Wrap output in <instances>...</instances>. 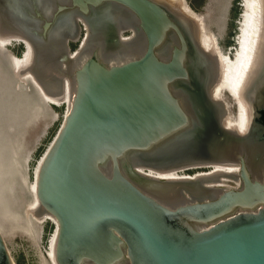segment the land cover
I'll return each instance as SVG.
<instances>
[{"label":"water","instance_id":"obj_1","mask_svg":"<svg viewBox=\"0 0 264 264\" xmlns=\"http://www.w3.org/2000/svg\"><path fill=\"white\" fill-rule=\"evenodd\" d=\"M184 1L192 15L158 0H0L1 33L31 45L32 71L51 93L63 84L65 40L80 20L91 28L95 50L72 76L73 107L36 180L58 223L59 264H264V0L234 97L250 112L246 134L226 125L227 103L215 95L220 51L205 48L204 19ZM125 21L132 46L121 43ZM237 38L227 52L235 61ZM136 43L145 46L136 58L107 63ZM212 164L241 171L182 181L138 171ZM223 177L241 186L206 187ZM0 264H15L1 232Z\"/></svg>","mask_w":264,"mask_h":264},{"label":"rangeland","instance_id":"obj_2","mask_svg":"<svg viewBox=\"0 0 264 264\" xmlns=\"http://www.w3.org/2000/svg\"><path fill=\"white\" fill-rule=\"evenodd\" d=\"M187 2L203 17L206 32L217 37L223 53L232 51L239 36L238 27L241 28L244 0ZM80 45V42L69 44L74 52ZM22 50L23 44L19 42L0 47V232L15 264H51L49 240L55 226L48 220L39 221V211L36 214L29 210L35 203L31 187L39 159L62 127L66 105L50 104L31 80L24 78L25 86H20L22 79L15 74L12 58L22 57ZM221 98L227 103L229 119L235 121V100L226 90ZM200 171L209 172L210 168L182 173L193 176ZM217 184L240 187V182L225 177L220 183L206 186L215 188Z\"/></svg>","mask_w":264,"mask_h":264},{"label":"bare ground","instance_id":"obj_3","mask_svg":"<svg viewBox=\"0 0 264 264\" xmlns=\"http://www.w3.org/2000/svg\"><path fill=\"white\" fill-rule=\"evenodd\" d=\"M158 1L161 2L169 1L172 4L177 5L179 8H182L185 11V13H188V15H192L188 11V8L184 0H158ZM259 3L260 0H244V14L240 23L241 28H239L240 29L238 36L239 44L237 47L238 55L236 61L233 58L230 59L227 54L223 53L218 43L217 37L214 36L213 34H208L206 32V27L202 31V41L205 48L208 49V51L211 50L220 51L219 57L222 63V76L220 78L221 81H219V83L215 87L216 88L215 95H217L216 97L218 99L222 100L221 93L223 90H226L233 99H235L234 97H236L235 96L236 87L240 83V79L242 78V73L245 67L249 63L252 46L254 44V39L256 38V33L259 26L258 25L259 22L258 15H259V6H260ZM200 20L203 21L202 16L200 17ZM96 24L97 22H93V25ZM119 27H120V31H119L120 36L122 33L128 30H133L135 32L134 28L130 24H128L127 21L123 23L120 22ZM17 40L22 41L23 46L25 44L30 46L29 47L30 50H28V48L27 49L24 48V51L22 52L23 55L22 57L15 56L12 58L13 69L15 71V74L17 75V77L22 79V84L20 86L23 85L25 86L23 82L24 78H26L27 80H31L33 84L37 86L40 93L50 104L55 106H61L63 104L66 105V113H65V118H66V116L69 115V113L71 112V109L73 107V99L76 93V87H75V83H73L74 81L72 76L74 75V72H76L80 67H82V65L91 57L93 51L95 50V47L93 46L88 47L87 45L90 39L83 42L81 45L82 48L80 47L81 49L79 48V50L72 55L74 56L72 63L62 62L63 65L61 66L60 76L59 73L57 74L63 84L61 85L62 87L60 88L61 91L57 93L48 92L37 81V78L32 71V68L35 63V54L31 45L28 44L21 35L18 34L3 35V33H1V24H0V47L6 48L7 46L11 45L13 42H18ZM134 40L135 37L131 39L125 38V40L122 38L121 43L127 46H132L135 42ZM101 45L102 44L99 45V48H101ZM135 45H137V43ZM144 48L145 46L142 48L137 45V48L128 49L124 51L123 50L117 51L115 55H113L112 57H107L106 59L107 63L110 65H118L130 61L136 58L141 53H143ZM72 56L67 55L66 57L71 58ZM246 81L247 80H245V82L243 81V85L241 88L242 90L243 87L245 86ZM227 121L228 123L226 125H228L230 129L236 128L238 131H243V133L246 134L250 122V112L248 107L245 104L241 105V110L237 109L235 121L231 118L229 119V117L227 118ZM43 157L44 155L42 156V158L39 159V164L35 169L34 182L31 187V192L35 198V203L30 207L29 210L32 212L35 211L36 214L38 213V211L40 212L39 221L48 220L54 224L55 226L54 233L52 234L49 240L48 257L50 258L51 264H59L56 257V247H57V237H58V231L56 227L58 226V223L57 220L50 213H48L46 210L43 209L37 197L36 180L38 178V173ZM203 167L210 168V171L209 172L200 171L193 176L186 173H182V171H186V168H190L189 171L193 169H199V166L197 167V165L187 166L170 171H159L155 169L149 170L141 167L138 169V171L139 173H143L148 177L159 180H167V181H182V180H193V179L196 180L200 177L209 176L220 172L237 173L239 175L241 171L239 164H212V166L205 165L202 166L201 168ZM239 182L241 186V181ZM213 184L214 183H212V185ZM212 185L211 186L207 185L206 187L213 188L214 186ZM217 185L218 186H215V188L224 187L223 184L222 185L217 184Z\"/></svg>","mask_w":264,"mask_h":264},{"label":"flooded vegetation","instance_id":"obj_4","mask_svg":"<svg viewBox=\"0 0 264 264\" xmlns=\"http://www.w3.org/2000/svg\"><path fill=\"white\" fill-rule=\"evenodd\" d=\"M95 22V21H94ZM97 24H98V22H97ZM96 24V25H97ZM79 27H80V29H78V27L77 28H75L76 29V31H75V33H73L72 35H71V37H68L69 39L68 40H65V42H66V51H65V53H64V51H60L59 52V54H60V59L62 60V58H65L67 55H73L75 52H77V50H75V52H74V50H72L71 48H70V46H69V44H70V42H80L81 44L83 43V42H85V41H87V40H89L90 39V35H91V28L87 25V23L85 22V21H82V20H80L79 21ZM71 29H73V28H71ZM73 31V30H72ZM126 33H128V34H130V35H126ZM121 37L125 40V38H127V39H131V38H133V37H135V32L133 31V30H128V31H126V32H124V33H122L121 34ZM20 44H22V41H20V40H17ZM13 43H16V42H13ZM81 46V45H80ZM80 48V47H79ZM23 51V50H22ZM73 51V52H72ZM22 53V52H21ZM59 61V63H60V65L62 66L63 64H62V61Z\"/></svg>","mask_w":264,"mask_h":264},{"label":"trees","instance_id":"obj_5","mask_svg":"<svg viewBox=\"0 0 264 264\" xmlns=\"http://www.w3.org/2000/svg\"><path fill=\"white\" fill-rule=\"evenodd\" d=\"M190 172V171H189Z\"/></svg>","mask_w":264,"mask_h":264}]
</instances>
